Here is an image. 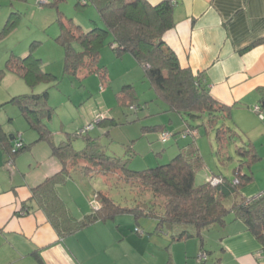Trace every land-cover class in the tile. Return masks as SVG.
I'll return each instance as SVG.
<instances>
[{"label": "trees", "instance_id": "16d2710c", "mask_svg": "<svg viewBox=\"0 0 264 264\" xmlns=\"http://www.w3.org/2000/svg\"><path fill=\"white\" fill-rule=\"evenodd\" d=\"M65 1L51 0V3L46 1L44 5L58 8ZM89 6L96 10L101 27L94 24L91 30L82 31L79 25L71 19L64 21L63 14L58 13L59 34L55 41L64 50L63 72L78 79L79 76L97 74L101 80H106L107 68L99 66V60L101 49L107 42L116 59L129 55L135 60L142 70L143 79L148 82L149 89L153 92V101L166 106L163 112L174 114L183 120L185 126L180 135L191 138V141L166 164L141 170H131L123 158L108 155L101 138L91 136L89 131L78 130L67 136L65 141L55 144L45 121L51 119L53 111L48 104V90L56 88L59 81L44 69L41 59L33 54L24 57L10 54L4 68L0 70V79L8 71L22 79L31 89L40 84L46 87L40 92L32 91L13 96L1 104L0 108L7 104L15 105L28 127L37 133L35 142H47L51 147V157L57 158L61 165L59 172L32 189L31 199L44 209L53 228L61 237L72 235L96 222L111 221L120 214H129L137 222L141 218L155 221L154 233L168 237L167 247L172 243L196 239L200 254L206 256L205 260H198V263L204 264L210 252L205 250L203 233L214 226L224 228L226 217L232 214L243 222L246 230L264 249V197L248 202L247 198H242L239 194L253 180L250 172L242 170L245 165L250 168L260 159L252 143L245 142L236 147L241 163L233 170L234 180L219 173L213 174L201 184H195L197 172L205 167L194 139L199 128L203 126L205 130L215 131L218 145L216 154L222 162L226 158L231 160L228 153L222 151L227 149V142H235L238 133L226 122L230 120V107L213 98L202 74L181 68L174 52L165 45L163 36L174 27L171 0H163L155 5L146 0L77 2L79 9ZM13 25L11 18L6 21L0 32V40L11 32ZM258 91L262 97L264 88ZM116 99L121 107H132L133 111L140 108L131 84L124 85ZM260 103L257 112L264 116L263 98ZM98 122L96 124L105 129L101 137L109 138V129L116 124L115 121L102 118ZM164 131L170 133L167 126L162 124L142 126L140 137L149 132L160 135ZM193 132L196 134L193 135ZM12 136L3 135L0 127L4 164L9 160L11 152L18 154L33 145V142L25 144L21 139V147L15 148L14 142H9ZM73 139L82 141V149L73 148ZM133 148L130 147L129 150L132 151ZM155 156L161 157L160 153ZM74 172L85 177H99L106 184L113 181L116 186L129 188L137 195V199L132 200V206H122L108 194L96 192L98 208L82 219H74L54 189L55 186L69 181ZM214 178L220 179V182L213 183ZM226 200H231L230 206H226ZM167 264H171L170 260Z\"/></svg>", "mask_w": 264, "mask_h": 264}, {"label": "crops", "instance_id": "0c3cea01", "mask_svg": "<svg viewBox=\"0 0 264 264\" xmlns=\"http://www.w3.org/2000/svg\"><path fill=\"white\" fill-rule=\"evenodd\" d=\"M146 1L155 5L163 0ZM171 2L174 27L164 34L165 45L174 52L181 68H188L193 73L203 75V81L213 98L230 107V120L226 122L237 131L236 142L240 145L245 142L252 143L260 157L257 163L250 168L245 165L242 170L250 172L253 180L240 190L239 194L242 198H251L264 192V180L257 179L258 171L264 176V116L255 110L261 105V98L264 103V95L261 97L258 91L264 88V0ZM8 56V50L0 49V70L4 68L2 63ZM120 60H127L129 65L133 64L135 67L137 65L129 55ZM13 96L16 95L11 98ZM11 98L1 100L0 105ZM151 101L155 104L153 99H150ZM160 112L168 116V121L173 123V114L163 110ZM1 121L0 119L2 134L13 135L2 128ZM164 122L158 124L165 125ZM180 123H177L173 132L176 136V153L191 141V138L180 135L185 126L183 120ZM197 135L200 136L199 133ZM197 135L194 138L195 144L203 158ZM36 139L35 137L28 143L35 144ZM12 140L13 136L9 142ZM215 143L217 150L216 140ZM226 150L222 153H228ZM216 156L220 158L217 154ZM49 158H52L51 153ZM4 162L0 143V167L6 165ZM39 165L41 163L36 161V168ZM12 167L19 168L15 159L12 161ZM60 168L59 163L53 164L49 169L52 172L42 180L24 184L21 191L17 190L16 185L10 189L4 185L5 190L0 191V264H167L169 260L171 264H176L172 246L181 242L172 243L167 247L168 237L154 233L156 223L153 220L142 223L133 217H125L119 222L120 225H116L113 219L96 222L72 235L59 236L44 209L39 207L31 196L33 188L59 172ZM73 174L83 177L79 172ZM71 180L72 178L69 179ZM69 181L55 186L54 189L69 215L79 220L90 212L73 214L58 194V188ZM25 212L27 214H24ZM233 221L243 224L232 215ZM122 223L124 225H121ZM243 226L237 225L235 234L239 235L237 240L246 248L250 233L244 224ZM226 227L227 224L224 228ZM137 229L141 230L142 234L136 233ZM227 237L228 233L221 238V251H224L226 246L234 259L223 260L219 257L215 264H259L254 256L252 244L249 243L247 250L238 251L239 245L235 244L236 241H224ZM189 240L196 242L197 257L201 252L198 241ZM188 251L185 252L186 257L195 255V252Z\"/></svg>", "mask_w": 264, "mask_h": 264}, {"label": "rangeland", "instance_id": "374dc122", "mask_svg": "<svg viewBox=\"0 0 264 264\" xmlns=\"http://www.w3.org/2000/svg\"><path fill=\"white\" fill-rule=\"evenodd\" d=\"M46 1L51 3V0ZM77 2L78 0H66L58 8H55L40 5L38 0H0V32L8 19L11 18L14 23L11 32L0 41V49L8 50L9 55L20 57L33 54L36 58L41 59L44 69L59 81L56 88L48 90V104L53 108V111L51 119L45 121L55 144L65 141L67 136L92 124L93 129L89 131V134L99 136L106 153L126 160L129 169L141 170L157 164H166L177 154L174 145L176 136L172 135V132L176 130L177 123L181 124V119L173 114L171 116L173 123H170L168 116L160 112L166 106L161 102H154L155 104L150 102V99L154 100V95L149 89L148 82L143 80L142 70L138 65L135 67L133 64L129 65L127 60L116 59L105 42L101 49L99 66L107 68L106 80H101L97 74H90L87 77L79 76L78 79L63 72L64 50L55 41V37L59 34L58 13L63 14L64 21L71 19L82 28V31L91 30L94 24L102 26L93 7L79 9ZM128 83L132 84L136 92L137 104L141 107L136 111L119 106L116 99L117 93L121 91L124 84ZM45 87L46 85L40 84L31 89L22 79L7 71L0 79V101L11 98L12 95H22L32 91L40 92ZM97 116H100L98 118L113 119L116 123L109 129V138L106 137L107 139L101 137L105 129L96 124ZM160 117L164 119H160ZM0 119L2 128L6 132L13 133L14 137L20 135L21 139L23 138L22 140L27 143L33 141L35 137L37 138V133L28 127L15 105L7 104L1 107ZM160 122L165 123L167 130L172 135L166 143H161L160 135L155 132H149L140 137L142 126L155 125ZM198 133L200 135H197L200 140L198 142L201 146L205 168L197 172L195 184H201L213 174L219 173L229 180H234L233 170L241 163L240 157L236 154V147L240 144L236 140L234 143L227 142L226 152L231 160H226V158L222 162L216 156L215 131L205 130L202 126ZM71 143L75 150H80L83 147L80 139H73ZM130 147H134L132 151L129 150ZM50 152V145L44 141L35 142L31 146V150H24L18 154L11 152L10 159L11 161L15 159L19 168H9L6 165L0 167V191L5 190L4 185L9 189L16 185L17 190L21 191L24 184L42 180L52 172L49 169L53 164L59 163L60 165L57 158L48 159ZM157 153H160L161 157H156ZM36 161L41 163L37 168ZM29 164H31L30 167ZM259 172H257V179L264 180V176ZM71 177V181L58 188V194L73 214L91 212L96 192L108 194L122 206H132L134 204L132 200L137 199V195L129 188L116 186L113 181L106 184L99 177H82L78 174H72ZM225 204L230 206L231 200H226ZM157 211L159 212L160 209L158 208ZM125 217L132 219L133 216L120 214L113 221L117 225ZM147 221L151 220L141 218L139 222ZM225 221L226 228L214 226L203 233L206 242L205 250L210 252L204 264H215L219 257L223 260L234 259L226 246L225 250L221 251V238L223 239L226 233H228V237L224 241H236L235 244L239 245L238 251L247 250L246 248L252 244L256 257L257 253L263 249V245L251 233H247L250 244L248 243L246 248L243 247L242 243L237 240L239 235L235 234L237 225L244 227L243 224L240 221L232 222V214L228 215ZM194 241L186 240V243L181 242L172 246L176 264L198 263V257H196L198 249H196ZM186 250L195 252V255L186 257Z\"/></svg>", "mask_w": 264, "mask_h": 264}, {"label": "built area", "instance_id": "2783aa9c", "mask_svg": "<svg viewBox=\"0 0 264 264\" xmlns=\"http://www.w3.org/2000/svg\"><path fill=\"white\" fill-rule=\"evenodd\" d=\"M38 2L40 3V5H44L46 3V0H38ZM133 109V108H131ZM257 111V108L255 109ZM100 116H97L96 119L97 120H101L102 118H98ZM98 121H96L97 123ZM93 129V125L92 124H89L87 125L86 127H84L83 129H81V132H85V131H90ZM196 134V132H193V135ZM197 135V134H196ZM171 137V133L167 132V131H164L160 134V141L162 143H166L168 141V139ZM14 147L15 148H20L21 147V136L19 135V137H16V139H14V143H13ZM6 166L11 168L12 167V161L11 159L9 158V160L6 162ZM220 182V179L218 178H214L213 179V183H218ZM264 197V192L262 193H259L251 198H248V202H250L251 200H256V199H259V198H262ZM94 206L92 208V210L98 208V202H97V198H96V195H94ZM136 233H139L141 234V231L139 230H135ZM256 258L261 262V264H264V249H262L260 252L257 253V256ZM206 259V256L204 254H200L199 257H198V260H205Z\"/></svg>", "mask_w": 264, "mask_h": 264}]
</instances>
